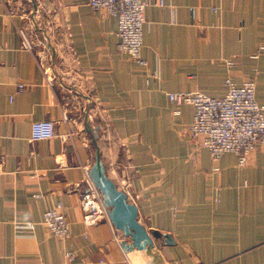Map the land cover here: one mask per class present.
<instances>
[{"label":"crops","instance_id":"obj_1","mask_svg":"<svg viewBox=\"0 0 264 264\" xmlns=\"http://www.w3.org/2000/svg\"><path fill=\"white\" fill-rule=\"evenodd\" d=\"M33 10L50 28L47 49L24 42ZM144 17L141 62L117 51L116 15L105 8L0 0V264H264V153L254 148L241 164L233 151L212 160L186 132L192 105L174 114L167 97L221 96L230 72L237 82L254 77L264 102V48L252 56L264 43V0H163ZM41 118L55 134L30 140ZM96 147L138 220L158 233V258L125 250L130 238L107 216L83 220ZM57 200L64 238L41 222Z\"/></svg>","mask_w":264,"mask_h":264},{"label":"built area","instance_id":"obj_2","mask_svg":"<svg viewBox=\"0 0 264 264\" xmlns=\"http://www.w3.org/2000/svg\"><path fill=\"white\" fill-rule=\"evenodd\" d=\"M85 1L94 8L102 7L116 15L117 51L142 62L139 52L145 24V7L151 2L162 5L163 0ZM190 8L193 10L192 6ZM212 8L217 9L216 6ZM24 42L32 43L28 34L24 36ZM263 48L264 43L258 44L252 56H256ZM225 63L230 68L234 61L226 58ZM223 81L226 89L221 96H213L200 90H171L167 92V97L174 105V114L180 112L182 103L192 105V118L186 132L207 147L212 160H217L225 151H233L237 154V162L241 164L254 148L258 147L264 153V102L255 98L254 77L249 76L237 82L227 72ZM18 86L21 87L22 84L18 83ZM54 134V123L49 118L35 119L30 124V140ZM213 168L218 167L214 165ZM213 193L215 197L218 196V186L213 188ZM79 205L83 220L87 223L107 216L101 192L90 177L81 190ZM62 207V202L57 200L53 206L44 209L41 216V222L48 231L59 238L69 234L68 221ZM66 256L72 258L73 254L67 250Z\"/></svg>","mask_w":264,"mask_h":264},{"label":"water","instance_id":"obj_3","mask_svg":"<svg viewBox=\"0 0 264 264\" xmlns=\"http://www.w3.org/2000/svg\"><path fill=\"white\" fill-rule=\"evenodd\" d=\"M33 6L35 7L34 1ZM88 174L101 192L103 203L106 205L107 217L116 228L130 238L128 241L121 240V246L125 250L144 249L153 258H158L153 248V236H157L158 233L149 232L138 220L136 204L129 200L126 191L118 187L106 174L97 147Z\"/></svg>","mask_w":264,"mask_h":264},{"label":"rangeland","instance_id":"obj_4","mask_svg":"<svg viewBox=\"0 0 264 264\" xmlns=\"http://www.w3.org/2000/svg\"><path fill=\"white\" fill-rule=\"evenodd\" d=\"M33 13H35L34 10L31 11V14ZM41 13L39 14V17L41 16ZM31 17L33 19V22L32 24L28 25V36L31 39L32 43L40 49H47L49 46H52L53 40L50 34V28L44 25V23L42 24V22L36 23L35 17L32 15ZM45 24L47 23L45 22ZM49 63L50 61L46 60L45 65H48Z\"/></svg>","mask_w":264,"mask_h":264}]
</instances>
